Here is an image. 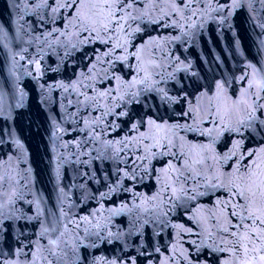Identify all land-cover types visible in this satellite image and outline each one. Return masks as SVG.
Segmentation results:
<instances>
[{"label":"water","instance_id":"95a60500","mask_svg":"<svg viewBox=\"0 0 264 264\" xmlns=\"http://www.w3.org/2000/svg\"><path fill=\"white\" fill-rule=\"evenodd\" d=\"M41 2L0 0V174L8 172L13 176L12 187L22 196L5 209L6 216L16 217L4 220L5 231L0 235L5 264H28L24 255H14L17 249L23 248L24 252L31 249L35 253L37 247L46 245L61 232L64 233L62 241L68 244V264H130L133 259L135 264H164L173 255V246L179 249L181 243L189 256H194L193 246L188 241L197 237L185 234L178 226L194 227L189 217L202 218L205 215L202 209L210 206L214 198L203 197L175 209L171 204L160 206L159 201L146 202L160 190V184L154 179H145L142 183L124 179L123 186L129 191L108 192L120 179L115 169L125 166L90 160L88 155L80 154L98 145L77 146V141L84 140L86 133L73 129L82 128L83 124L74 125L66 118L68 93L56 87L59 83L74 82L80 71L89 66L84 53L91 54L93 48L102 46H86L71 57H64L63 49L47 48L42 43L44 29L37 22V17L47 11L36 8ZM220 6L223 11H213ZM198 7L203 15L193 16L181 27L142 25L144 30L137 34L134 43L139 47L142 40L149 37L158 39L155 57L163 65L159 69L161 75L166 77L160 87L169 90L170 95L182 91L199 95L201 91L215 90V85L223 81L229 82L230 96L239 95L247 86L242 76L247 74L252 78L254 74H264L260 72L264 70V3L260 0H237V4H232V0H203ZM165 22L170 23V20ZM37 59L39 70L34 63H29ZM118 74L128 80L134 71L124 68L123 73ZM152 96L149 103L157 104L159 115L166 120L187 108L181 101L172 106L173 112L168 106H159L158 98L154 93ZM69 98L76 97L73 94ZM128 108L132 117L145 113L157 115L156 110H147L142 104L128 105ZM67 110L75 112V107ZM81 115L90 120L99 113L89 110ZM106 119L114 121L119 128L105 139L126 134L128 117ZM244 134L248 136L247 131ZM239 138L222 133L215 145L216 152L226 153ZM188 139L203 138L189 135ZM261 143H264L261 136L254 134L244 140V147L251 149ZM95 155V151H91V156ZM162 163L153 160L152 166L158 172ZM105 172L107 181L103 178ZM101 193L108 196L101 197ZM162 212L168 213L160 217L167 221L163 227L157 220ZM44 229L49 231L42 237ZM200 261L201 264H219L215 256L201 255ZM168 264L174 262L169 260ZM176 264L187 262L177 256Z\"/></svg>","mask_w":264,"mask_h":264},{"label":"snow or ice","instance_id":"6c2138e0","mask_svg":"<svg viewBox=\"0 0 264 264\" xmlns=\"http://www.w3.org/2000/svg\"><path fill=\"white\" fill-rule=\"evenodd\" d=\"M201 3L203 0H52L51 3L42 0L36 8L47 11L37 17V22L44 29L42 43L53 51L63 49L64 57H71L89 45L102 46L93 48L91 54L84 53L89 66L80 71L74 82L59 83L56 87L68 93L66 118L74 125L83 124L82 128L73 129L86 133V138L77 141V146L98 145L91 149L96 153L94 157L91 151L80 154L88 155L90 160L125 166L115 169L120 179L108 192L129 191L123 186L124 179L141 183L154 179L160 184V190L146 202L159 201L160 206L171 204L175 209L203 197L214 198L210 206L202 209L205 213L202 218L189 217L194 227L178 226L185 234L197 237L188 241L195 255L189 256L182 243L179 249L174 245L173 255L164 264L169 260L176 264L177 256L187 264H201V255L215 256L219 264H264V143L251 149L244 147V140L254 134L264 140V74H254L252 78L247 74L242 76L247 86L239 95L230 96L229 82L223 81L215 85V90L201 91L199 95L182 91L173 96L160 87L166 77L161 75L159 69L163 65L155 57L158 39L149 37L142 40L139 47L134 43L137 34L144 30L142 25L181 27L193 16L203 15L198 7ZM232 4H237V0H232ZM213 11H223V6ZM149 52L151 54L145 55ZM29 63H34L36 70L40 69L39 59ZM124 68L134 71L128 80L118 74L123 73ZM153 93L159 106H168L175 112L172 106L183 101L187 108L166 120L159 115L158 105L149 103ZM73 94L76 98H69ZM132 104L156 110L157 115L145 113L132 117L128 108ZM73 106L75 112H69L68 107ZM118 108L123 110L117 111ZM89 110L99 115L85 120L81 113L87 114ZM109 116L129 118L124 136L104 138L119 128L114 121L106 119ZM246 131L248 136L244 134ZM225 132L240 138L226 153L216 152L215 145ZM189 135L203 139L189 140ZM153 160L163 161L158 172L152 166ZM103 178L108 180L106 172ZM14 179L8 172L0 174V235L5 231L4 220L16 218L6 216L5 209L17 198L22 199L12 187ZM100 195L106 198L108 193ZM167 215L162 212L157 216L161 227L166 226L167 221L160 217ZM83 219L88 220V217ZM48 231L44 229L41 236ZM63 236V232L59 233L57 238L37 247L35 253L21 248L14 255H24L28 264H68V244L62 241ZM156 251L159 252V248ZM3 257L0 251V264H5ZM130 264H135V260Z\"/></svg>","mask_w":264,"mask_h":264}]
</instances>
